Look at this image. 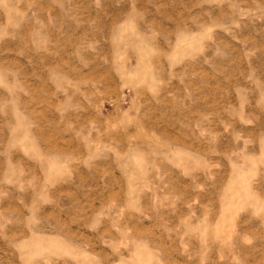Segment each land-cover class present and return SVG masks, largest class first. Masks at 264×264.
Listing matches in <instances>:
<instances>
[{"label": "rangeland", "instance_id": "1", "mask_svg": "<svg viewBox=\"0 0 264 264\" xmlns=\"http://www.w3.org/2000/svg\"><path fill=\"white\" fill-rule=\"evenodd\" d=\"M257 257L264 0H0V264Z\"/></svg>", "mask_w": 264, "mask_h": 264}, {"label": "crops", "instance_id": "2", "mask_svg": "<svg viewBox=\"0 0 264 264\" xmlns=\"http://www.w3.org/2000/svg\"><path fill=\"white\" fill-rule=\"evenodd\" d=\"M243 262H245V261H243ZM246 262H247V261H246ZM248 263H249V264H253V263L261 264V263H264V262H262V261H258V257H257V258H255V259H253V261L249 260ZM248 263H246V264H248ZM235 264H236V263H235Z\"/></svg>", "mask_w": 264, "mask_h": 264}]
</instances>
